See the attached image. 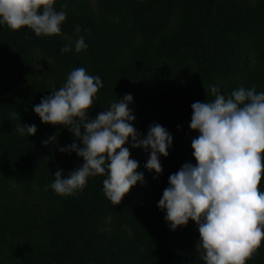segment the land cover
<instances>
[{
  "label": "trees",
  "instance_id": "obj_1",
  "mask_svg": "<svg viewBox=\"0 0 264 264\" xmlns=\"http://www.w3.org/2000/svg\"><path fill=\"white\" fill-rule=\"evenodd\" d=\"M54 8L66 13L61 35L0 24V264H205L196 223L172 230L158 202L169 176L196 164L191 105L213 101V85L225 97L239 87L264 92V0H55ZM80 36L88 47L76 52ZM80 67L103 83L89 118L131 94L138 132L158 123L173 137L157 179L145 168L150 150L124 145L144 182L119 205L104 194L105 176L75 195L50 187L57 170L68 178L84 160L59 151L79 143L67 126L42 123L33 109ZM22 124L36 134L20 135ZM246 264H264V242Z\"/></svg>",
  "mask_w": 264,
  "mask_h": 264
},
{
  "label": "clouds",
  "instance_id": "obj_2",
  "mask_svg": "<svg viewBox=\"0 0 264 264\" xmlns=\"http://www.w3.org/2000/svg\"><path fill=\"white\" fill-rule=\"evenodd\" d=\"M54 4L55 0H0V24L15 31L27 26L37 36L61 35L66 13L57 12ZM87 47L80 36L76 52ZM61 51H71V45ZM102 87L99 76L76 68L59 90H52L33 110L42 123L67 126L79 143L59 151H74L84 160L68 178L57 170L50 187L59 195L70 196L83 191L89 177L105 176L104 194L115 206L138 181L144 182L143 173L136 171L139 162L130 158L124 145L131 141L133 148L150 150L145 168L154 170L157 179L163 172L160 156L169 155L173 137L158 123L149 126L146 136L138 132L129 107L131 94L89 118L88 110ZM209 90L215 96L213 101L191 105L189 126L199 133L191 141L196 164L184 163L169 176L158 207L166 211L164 219L172 230L187 226L189 220L196 223L205 264H246L264 242V192L259 188L264 177V92L239 87L225 97L217 86ZM15 131L31 136L37 126L22 124ZM56 139L53 135L42 143L47 146Z\"/></svg>",
  "mask_w": 264,
  "mask_h": 264
}]
</instances>
